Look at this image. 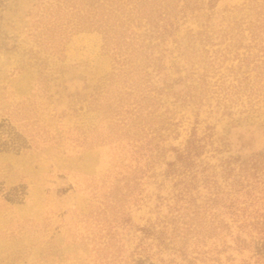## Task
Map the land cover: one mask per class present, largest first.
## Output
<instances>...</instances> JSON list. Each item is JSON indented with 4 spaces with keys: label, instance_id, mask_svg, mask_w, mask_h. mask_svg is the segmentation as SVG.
<instances>
[{
    "label": "rangeland",
    "instance_id": "1",
    "mask_svg": "<svg viewBox=\"0 0 264 264\" xmlns=\"http://www.w3.org/2000/svg\"><path fill=\"white\" fill-rule=\"evenodd\" d=\"M45 1L0 0V264H264L228 162L264 148V0H99L67 35Z\"/></svg>",
    "mask_w": 264,
    "mask_h": 264
},
{
    "label": "trees",
    "instance_id": "2",
    "mask_svg": "<svg viewBox=\"0 0 264 264\" xmlns=\"http://www.w3.org/2000/svg\"><path fill=\"white\" fill-rule=\"evenodd\" d=\"M197 1L198 0H190L192 4ZM44 3L48 5L45 6L44 12L42 13L43 16H40V19L43 18L42 20L45 21L50 20L54 28L62 27V30L60 31L61 35H67L76 30H90L99 27H102L104 32H108L109 28L106 27V17L110 14L109 9H106V13H104V15H101L103 13L100 15L97 14L100 7L99 0H50L45 1ZM45 34V32L42 33V35ZM201 148V144H199L195 138L189 139L184 149L177 152L175 161L168 163L170 171L178 176V183L182 184L179 191L180 196L185 197V194L187 193L190 186H195L199 181L197 175L198 169L193 168H198L200 166V164L195 162L194 157H197L200 154ZM228 162H235L237 165L236 174L238 175V178L232 179V185L234 187L238 186L237 193H240L239 197L244 200H248V203L258 202L262 204L264 202V148L248 156L234 157L232 161L229 160ZM201 169L202 171L206 170L205 166H201ZM201 169L199 171H201ZM231 169L235 170V168L231 166L228 167V170L231 171ZM212 176L213 175H204L202 177V182L209 186V183L215 182L211 179ZM213 195L216 196V194ZM206 200L207 202L209 201V199ZM237 200V198L234 200L230 199L228 208H230L231 205H235ZM204 207L205 202L203 205L198 206L195 215L203 210ZM244 208L246 210L247 205L243 206V209ZM249 217L250 218H248V220H244L243 226L248 225L254 230V235L250 242L253 244V248L258 254L259 259H264V205H262V207L258 205V208H256L252 214L250 212ZM172 221V228L170 231L166 226V229H162L156 236L158 239V244L164 243L167 245V239L174 240L175 236L176 238H181L189 233L188 240L190 241L191 245L194 243L192 241L195 240L196 234L199 232L197 225L200 224L206 226L204 224L194 222L195 220L193 217V226L190 224L186 226L187 228H184L185 226H183L181 230H179L177 228L178 226L175 227L177 220L172 219ZM201 230H204L202 226ZM145 233L152 234L151 230L148 228L145 229ZM185 244L187 250L189 244L184 243V245ZM247 247H250V245ZM182 251L184 252V249ZM141 263L147 264L143 262Z\"/></svg>",
    "mask_w": 264,
    "mask_h": 264
}]
</instances>
